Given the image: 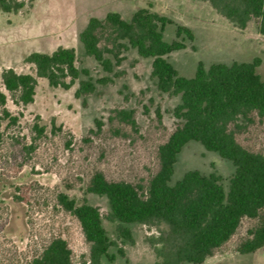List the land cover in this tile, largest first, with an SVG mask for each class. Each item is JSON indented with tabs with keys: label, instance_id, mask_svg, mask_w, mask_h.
<instances>
[{
	"label": "rangeland",
	"instance_id": "obj_1",
	"mask_svg": "<svg viewBox=\"0 0 264 264\" xmlns=\"http://www.w3.org/2000/svg\"><path fill=\"white\" fill-rule=\"evenodd\" d=\"M23 1L15 12L0 10V73L10 67L34 74L33 65L24 61L28 53L73 47L76 65L88 70L95 89L77 97L78 79L64 89L38 77L33 102L18 106L7 100V109L18 119L0 125V264H29L57 236L68 243L74 264L88 263L89 244L77 219L58 203L60 192L77 204L86 200L98 208L112 256L103 257L100 264H153L148 237L163 225L127 223L131 238H124L119 222L111 218L107 198L88 192L86 186L96 170L109 180L146 184L158 169V145L178 123L173 108L180 99L157 89L150 76L152 58L129 48L122 62L105 72L85 53L78 33L91 16L103 18L114 11L128 20L136 9L145 7L173 21L165 25L163 37L185 46L165 57L180 75L192 76L198 61L208 67L214 62L230 64L259 57L256 72L263 81L264 35L254 21L240 29L203 0ZM176 24L190 28L193 39L177 38ZM102 76L112 81L98 83ZM120 111L131 112L134 124L123 120ZM36 115L44 126L39 138H34L32 129ZM250 118L233 128L235 137L248 150L264 153V118L255 112ZM30 144L32 151L27 148ZM190 169L219 175L226 188L234 166L198 141H189L177 154L172 182ZM255 224V218L244 217L235 233L201 264H264V248L247 254L236 251Z\"/></svg>",
	"mask_w": 264,
	"mask_h": 264
},
{
	"label": "trees",
	"instance_id": "obj_2",
	"mask_svg": "<svg viewBox=\"0 0 264 264\" xmlns=\"http://www.w3.org/2000/svg\"><path fill=\"white\" fill-rule=\"evenodd\" d=\"M203 1L240 29L254 21L257 31L264 35V0ZM23 5V0H0L3 12H15ZM168 23L173 21L141 7L128 20L114 11L107 12L103 18L91 16L78 33L85 53L105 72H112L129 48L141 57L152 58L150 76L157 89L180 99L173 108L178 123L158 145V169L146 184L109 180L96 170L86 190L107 198L111 218L119 222V234L126 239L131 238V233L124 224L163 225L156 235L148 237L155 256L153 264L203 263L235 233L244 217L255 218L256 224L237 244L236 251L255 252L264 248V153L243 147L233 128L240 122H249L253 112L264 118V81L256 72L260 58L230 64L214 62L208 67L198 61L192 76L180 75L165 55L185 45L177 39H164L163 31ZM175 35L193 39L191 29L181 24H176ZM24 61L33 65L34 74L16 72L10 67L0 73V125L4 120L14 124L18 119L7 109L8 99L18 106L33 102L38 77L45 78L50 86L64 89L78 79L77 97L95 89L88 70L76 65L73 47L32 51ZM81 75L86 78L80 79ZM96 81L105 84L112 79L102 76ZM119 113L123 120L134 124L131 112ZM39 120L40 116L36 115L32 124L34 138L44 134ZM189 141H198L233 164L226 188L219 175L203 174L197 169L185 171L172 182L177 154ZM27 148L32 151L34 147L30 144ZM57 200L80 224L89 244L87 264H100L103 257L112 259L108 252L111 241L98 208L86 200L77 204L62 192L57 194ZM29 264H74L72 250L65 239L57 236Z\"/></svg>",
	"mask_w": 264,
	"mask_h": 264
}]
</instances>
